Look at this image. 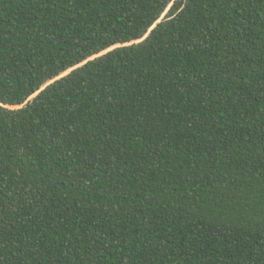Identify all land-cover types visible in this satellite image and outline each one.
Instances as JSON below:
<instances>
[{
	"label": "trees",
	"instance_id": "trees-1",
	"mask_svg": "<svg viewBox=\"0 0 264 264\" xmlns=\"http://www.w3.org/2000/svg\"><path fill=\"white\" fill-rule=\"evenodd\" d=\"M239 7L196 0L0 126V264H264V11ZM156 8L0 0V87L30 95Z\"/></svg>",
	"mask_w": 264,
	"mask_h": 264
},
{
	"label": "snow or ice",
	"instance_id": "snow-or-ice-1",
	"mask_svg": "<svg viewBox=\"0 0 264 264\" xmlns=\"http://www.w3.org/2000/svg\"><path fill=\"white\" fill-rule=\"evenodd\" d=\"M196 0H153V4L157 6L156 16H154L145 30L132 36H113L99 37L95 47L79 56L78 62L73 61L70 65L57 69L46 78V83L38 84L31 94L24 96L14 95L0 87V126L5 122L11 121L14 117H18L24 113H28L33 109L45 91H53L59 85L69 83L74 77L83 72L86 68L106 63L112 55H119L121 52L131 51L133 45H142L148 42L149 38L154 36L167 21L173 23L179 21L189 10ZM232 7L239 14L240 4L249 6L259 3L264 11V0H231ZM241 26L250 25V18L241 17ZM79 70V71H78ZM3 84V79H0ZM248 138L245 137V140ZM55 143V139L52 140ZM60 147V145H57ZM264 147V145H262Z\"/></svg>",
	"mask_w": 264,
	"mask_h": 264
}]
</instances>
